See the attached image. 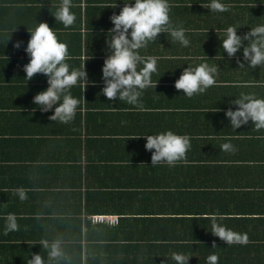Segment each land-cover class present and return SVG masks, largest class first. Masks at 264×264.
Segmentation results:
<instances>
[{
    "label": "crops",
    "instance_id": "obj_1",
    "mask_svg": "<svg viewBox=\"0 0 264 264\" xmlns=\"http://www.w3.org/2000/svg\"><path fill=\"white\" fill-rule=\"evenodd\" d=\"M123 2L72 0L77 19L66 28L53 16L61 0H0V264H28L33 254L49 264L42 239L62 241V257L50 264H139L155 257L160 243L158 264H174V252L191 256L188 264H207L212 254L218 264H264V129L257 131L251 120L234 129L225 116L242 92L264 98V68L248 67L242 49L236 55L245 67L239 68L221 46L229 26L243 36L264 25V3L221 0L230 10L213 12L206 7L210 0H169L170 20L186 29L190 43L185 47L161 33L139 50L159 58L151 77L156 88L143 91L141 110L102 94L110 17ZM176 8L181 15L174 14ZM39 22L67 43L70 70L86 62L88 81L70 90L81 104L67 124L49 120L58 105L42 112L33 103L48 87L47 77L25 79L29 31ZM206 31L213 33L206 38ZM17 41L23 42L19 49L13 46ZM202 62L218 66L217 83L189 98L174 83L188 65ZM169 130L189 135L191 149L175 166H151L142 136ZM225 143L236 150L222 151ZM181 186L186 220L172 228L179 202L168 195ZM9 213L17 216L19 230L5 234ZM213 213L223 214L219 222L228 228L247 233L249 243L227 246L214 236L204 218ZM172 229L183 234L181 247L149 243L173 240Z\"/></svg>",
    "mask_w": 264,
    "mask_h": 264
},
{
    "label": "clouds",
    "instance_id": "obj_2",
    "mask_svg": "<svg viewBox=\"0 0 264 264\" xmlns=\"http://www.w3.org/2000/svg\"><path fill=\"white\" fill-rule=\"evenodd\" d=\"M72 7V0H61L53 15L55 20L60 21L66 28L72 26L77 19L75 13L71 11ZM206 7L213 12L230 10V6L222 3L221 0H211ZM170 9L169 0H134V3L133 0H127L123 2L119 14L111 15L110 20L114 27L109 29L111 35L106 41L109 54L102 67V79L105 85L102 94L109 101L118 98L119 101H125L143 109L140 99L143 91L149 87L155 89L158 82L154 83L151 77L157 71L159 58L143 57L139 50L146 48L149 42H155L161 33H168L183 46H189L190 41L185 35L186 29L182 25L173 26L169 15ZM37 24L34 30H28L30 39L25 52L30 60L23 66V71L26 73L25 79L30 81L37 74L47 77L48 87L34 96L33 103L42 112H48L58 105L54 108V113L49 120L67 124L75 119L78 106L81 104V100L74 97L70 90L79 82L88 81L86 62L81 68L70 70V65L66 62L71 59L67 43L61 42L54 28L46 22ZM22 43L17 41L13 46L19 49ZM221 46L230 59H236L239 68L245 67L236 55L241 49L243 61L248 62V67L264 68V25L251 28L243 36L237 34L236 27L229 26L225 30V38L222 39ZM141 64L143 67H139ZM217 73L218 66H211L207 62H202L195 67L188 65L175 81L174 87L191 98L216 85ZM231 104L237 107L235 110L229 107L225 116L230 120L232 128H240L251 120L257 131L264 129V98H257L254 93L242 92L239 98L231 101ZM142 137L146 140L145 149L152 152L151 166L157 164L175 166L186 159V154L191 149L192 138L187 134L178 135L169 130ZM221 150L235 151L236 149L231 143H225L221 145ZM17 193L21 201L27 199L23 188L17 189ZM204 218L211 222V233L226 242L227 246L249 243L247 233L236 232L219 222L225 218L223 214H205ZM17 230H19L17 216L9 213L6 217L5 234ZM40 245L48 250L49 264L63 255L62 241L59 239L51 242L42 239ZM212 247H217L215 242ZM190 258L189 255L175 252L171 256V260L176 264H188ZM218 261L219 257L216 254L207 258V264H218ZM28 264H45V260L40 254H33ZM162 264L165 262L162 261Z\"/></svg>",
    "mask_w": 264,
    "mask_h": 264
},
{
    "label": "trees",
    "instance_id": "obj_3",
    "mask_svg": "<svg viewBox=\"0 0 264 264\" xmlns=\"http://www.w3.org/2000/svg\"><path fill=\"white\" fill-rule=\"evenodd\" d=\"M254 1H256V0H254ZM262 2L264 3V0H261V3ZM175 3H182V0H175ZM174 14L181 15V10L179 8H176L174 10ZM205 33H206V38H207V36L209 35V33H213V32L206 31ZM218 33L220 35L223 32H218ZM192 38H196L197 39V37H194L193 34H191L190 35V39H192ZM181 188H182L181 190H177V192H173L170 195H168V197L169 196H173V198L174 199H177V202H179V204H178L179 206L173 208V211H174L173 212V215H174L175 218H172L171 219V221L173 222V223H171L172 228L173 227L174 228L179 227L180 224H181V222L183 220H186V219H183L182 218V215H183L182 212L183 211H182V207H180V202H181V199L183 197V186H181ZM167 193H170V192L168 191ZM173 198H172V200H174ZM163 221L165 222V219L158 220V222H162V224H161L162 227L164 226V222ZM171 226L169 228H171ZM176 232H177L176 230L172 229V235L174 236V239L173 240H171V239L168 240V238H165L166 240L165 239H163V240L153 239V240H148V241H149V243H152V242H155V241L166 242L168 246H171L172 243H178L179 246L181 247L182 244H183V238L181 237V235H183V234L176 233ZM162 246H163V244H161V243L160 244H157L154 247L155 250H156V256L152 258V256L149 257V255H148L149 258H147V260H146L147 262L143 261V262H141L139 264H158V262H159V256L157 255V253H159V252L161 253V250H163V247ZM157 259H158V261H157ZM174 264H176L175 261H174Z\"/></svg>",
    "mask_w": 264,
    "mask_h": 264
}]
</instances>
